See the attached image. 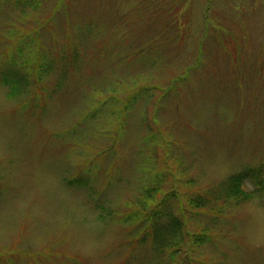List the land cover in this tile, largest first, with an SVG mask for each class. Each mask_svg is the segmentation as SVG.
Masks as SVG:
<instances>
[{
  "label": "rangeland",
  "instance_id": "rangeland-1",
  "mask_svg": "<svg viewBox=\"0 0 264 264\" xmlns=\"http://www.w3.org/2000/svg\"><path fill=\"white\" fill-rule=\"evenodd\" d=\"M259 169L264 0H0V264H264L257 181L191 204Z\"/></svg>",
  "mask_w": 264,
  "mask_h": 264
},
{
  "label": "trees",
  "instance_id": "trees-1",
  "mask_svg": "<svg viewBox=\"0 0 264 264\" xmlns=\"http://www.w3.org/2000/svg\"><path fill=\"white\" fill-rule=\"evenodd\" d=\"M39 68H40V72L43 73L42 72V69L44 71L43 65L39 66ZM6 79H8V78H6ZM15 80L12 79V82H10L9 79L7 80V84L12 85L11 87H12L13 91L19 89L16 84H13L15 82ZM261 179H264V171L263 170L260 171V169H259L258 171L256 170V171H252V172L251 171L250 172H241L239 174L233 175L230 178L224 198H222L221 196L220 197H213V198H210L209 196H205L204 198L196 197V198L192 199L191 204L196 208H204V207H207L209 202H217V201L218 202H221V201L226 202V200L231 198V197H236L240 201V199L243 198L244 196L248 197V195L246 193H244V191L242 189L244 184L246 183V181L247 180H252L254 182L257 181V183L259 185H261L262 189H263L264 186L262 184H264V183ZM170 211H172V210H170ZM168 213H169V211H166L160 217H158L159 215H156L155 217L150 216L149 217L150 220H147V218L137 219V218H135L136 215H132L131 221L133 222L134 226L137 227L136 228L133 226L134 232L137 233V231L139 229H142V231L144 229V235L143 236L148 241L150 238L151 241L153 242L154 247L159 248L160 244H158L159 241H157V240H159V238L161 236L160 235V233H162L161 231H163V233H162L163 234V241L161 242V244H164L166 241L169 244L172 239H176L177 244L180 245V247L177 250L169 251V253H167L166 247L163 246L162 249L160 248L162 250L164 257H168L169 259H172L175 254H178L179 252H181L182 243L186 242L187 239H186V237L179 236L182 234L181 231L183 229L182 224H181V219L176 217L177 220H175L173 217H170V216L168 217ZM138 232H140V231H138ZM187 235L189 236V233H187ZM172 236H173V238H172ZM151 241H149V242L152 243ZM197 241L198 242H205L204 238L202 236H200ZM165 245H167V244H165ZM163 264H165V262H163Z\"/></svg>",
  "mask_w": 264,
  "mask_h": 264
}]
</instances>
